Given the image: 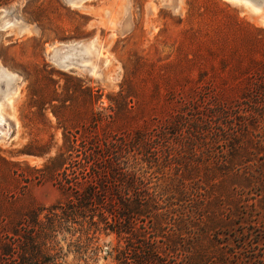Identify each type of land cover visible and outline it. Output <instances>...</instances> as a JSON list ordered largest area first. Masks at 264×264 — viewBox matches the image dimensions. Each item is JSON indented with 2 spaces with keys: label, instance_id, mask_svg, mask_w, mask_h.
I'll return each instance as SVG.
<instances>
[{
  "label": "trees",
  "instance_id": "trees-1",
  "mask_svg": "<svg viewBox=\"0 0 264 264\" xmlns=\"http://www.w3.org/2000/svg\"><path fill=\"white\" fill-rule=\"evenodd\" d=\"M233 27L243 25L233 19ZM222 43L230 41L209 38L213 63L199 68L197 80L158 81L135 64L105 108H95L98 89L67 76L62 100L29 97L42 127L10 156L0 152V264H65L61 234L66 254L80 260L105 253L114 264H226L219 237L241 217L239 191L251 185L252 157L264 145V54ZM48 111L60 145L45 129ZM21 156L44 163L14 161ZM43 183L55 185L62 201L18 211L28 187ZM238 235L240 251L250 254L237 260L264 264V254L248 249L256 238ZM102 236L115 245L101 247Z\"/></svg>",
  "mask_w": 264,
  "mask_h": 264
},
{
  "label": "rangeland",
  "instance_id": "rangeland-1",
  "mask_svg": "<svg viewBox=\"0 0 264 264\" xmlns=\"http://www.w3.org/2000/svg\"><path fill=\"white\" fill-rule=\"evenodd\" d=\"M70 1L0 2V152L5 156L20 150L29 142L30 132L42 127L33 117L36 108L26 105L28 98L56 94L62 100V76L98 89L102 97L95 108H105L107 96L118 92L124 72L137 63L153 69L158 81L177 80L185 74L197 80L199 68L213 63L207 54L213 47L208 44L210 37L230 41L222 44L239 54L245 51L243 48L248 56L254 52L260 59L264 54V4L256 0L73 1L80 3L79 6L70 5ZM114 2L116 13L111 14L109 8ZM233 19L243 27L234 28ZM17 27L24 31L19 34ZM259 36L263 37L260 43ZM78 44L83 45L78 49L79 64L63 66L61 58L60 63L52 58L56 48ZM179 68H183L181 73ZM51 80L58 82L56 87ZM8 98L10 104L6 102ZM49 112L45 129L60 145L61 131ZM262 147L252 157L251 185L239 191L241 217L235 218L238 222L228 229L227 235L219 237L230 255L226 264H243L237 258L250 254L240 251L238 231L245 232L247 240L252 236L258 241L257 247H248L249 252L264 254V177L260 167L264 166L263 144ZM14 161L37 168L44 163V159L22 156ZM61 201L62 194L55 185L31 184L15 207L18 211L40 210ZM57 243L61 258L66 256L65 264H114L109 259L103 260L105 253L97 255V259L91 255L88 260L82 258L86 262L74 253L66 254L68 248L62 242V234L57 237ZM99 245L114 246L115 239L102 236Z\"/></svg>",
  "mask_w": 264,
  "mask_h": 264
},
{
  "label": "water",
  "instance_id": "water-1",
  "mask_svg": "<svg viewBox=\"0 0 264 264\" xmlns=\"http://www.w3.org/2000/svg\"><path fill=\"white\" fill-rule=\"evenodd\" d=\"M257 1V3L259 4L260 2H262L263 4H264V0H256ZM77 2H79V1H77ZM256 3V4H257ZM255 3H253V6H257ZM78 46H80L79 44H78ZM77 45H72V46H63L62 47V50H64L65 52L64 53H62V58L63 59H65L66 60V63L68 64V63H76V64H79L78 63V57H80L79 56V54H78V49H81L82 47H83V45L82 46H80V47H78ZM56 49H58V48H56ZM55 49V50H56ZM80 68H85L84 66H80ZM9 90H10V88H9Z\"/></svg>",
  "mask_w": 264,
  "mask_h": 264
},
{
  "label": "bare ground",
  "instance_id": "bare-ground-1",
  "mask_svg": "<svg viewBox=\"0 0 264 264\" xmlns=\"http://www.w3.org/2000/svg\"><path fill=\"white\" fill-rule=\"evenodd\" d=\"M73 1H75V0H71L70 1V5H72V6H79V4L78 3H74ZM18 28V33L19 34H21L23 31H24V29L23 28H20V27H17ZM63 51V52H62ZM65 51L64 50H62V48L61 49H57L56 51H55V53H54V56H52V58L56 61V62H59L60 60V62H61V65L63 64V66H67L68 64L66 63V60L65 59H63L62 58V53H64ZM59 58H61L60 60H58ZM59 62V63H60ZM2 72V71H1ZM0 72V73H1ZM3 74V73H2ZM5 75V74H4ZM7 76V75H6ZM8 77V76H7ZM10 78V77H9ZM9 78H7L8 80H9ZM6 102H10L9 101V98L8 99H6ZM7 103V104H8ZM10 104V103H9ZM0 119H1V117H0ZM3 122V121H2Z\"/></svg>",
  "mask_w": 264,
  "mask_h": 264
},
{
  "label": "crops",
  "instance_id": "crops-1",
  "mask_svg": "<svg viewBox=\"0 0 264 264\" xmlns=\"http://www.w3.org/2000/svg\"><path fill=\"white\" fill-rule=\"evenodd\" d=\"M111 3H113V2H111ZM116 6H117L116 2H114V4L111 6V8H109V12H111V14L116 13V8H115ZM91 21H93V20H91ZM95 26L96 25H91L92 28H95Z\"/></svg>",
  "mask_w": 264,
  "mask_h": 264
}]
</instances>
